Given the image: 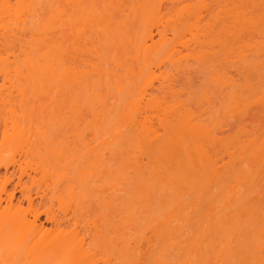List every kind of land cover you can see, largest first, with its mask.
I'll return each instance as SVG.
<instances>
[{"label": "rangeland", "instance_id": "obj_1", "mask_svg": "<svg viewBox=\"0 0 264 264\" xmlns=\"http://www.w3.org/2000/svg\"><path fill=\"white\" fill-rule=\"evenodd\" d=\"M49 1H50V4L52 6H56V4H57L55 2L56 0H52V1L48 0V1H46L48 4H45L46 2L43 3V4L47 5V8L52 7L51 5H49ZM79 1H81V2H79L80 6L79 5L76 6L77 4L74 5L73 0H60V2L64 3V5H65V10L68 13V18H69L68 20H70V23H72V25H76L77 17H79V15H81L82 11L85 12V8L88 9L89 7H92V6H96L98 8L95 15H99L97 17H99V19L101 21H99V19L96 20L95 16H94L95 18H93L89 9L88 10H89V13L91 16L89 17V15H88V17L90 19L85 20L86 21L85 22L86 23L85 28L87 29L86 30L87 39H91V41L93 43H95V45L92 43L93 44L92 48L94 47V49L97 51L98 55L95 54V50H92L94 52L93 54L90 53V50L87 51L88 48L92 49L90 46V45H92L91 43L88 45L90 47L86 46L84 48L82 45V42L80 43V41H79V43L82 45L83 50L81 48H79L80 44L78 43L79 45H77V42L79 39L78 38L76 39V37H74V35H75L74 32L72 30H69L70 28L67 30L62 29L60 26H58L59 24L57 23L58 25H55V28L52 27L53 28L52 33L54 34V36H56V38H58V39H56V40H58L57 43L62 44L63 47H65L66 50H63L64 48L62 49L64 52H66V51L70 52L71 49H72L71 51H73V52L76 51V54L74 53V55H75L74 57H76V58L73 59V57H71L73 55V53H70V58L67 56L68 59H66V62L68 61V64L69 63L71 64V62H74L73 64L74 65L76 64L77 66L80 64L82 65L84 60L86 61V58L89 59L90 61L92 59V61H91L92 63L101 62L100 65H104V66H106V65H108V66L113 65L114 66V63L117 62V61L115 62V60H117V59H118V61L123 60V62L129 63V64H133V62H134V66L136 65L134 67V68H136V71H133V72H136V74H138L137 78L135 76L133 77V75H134L133 73L127 74L126 70L124 73L123 70L125 68L124 69L117 68L118 70L116 69L115 72H120V73L122 72L121 76H123V77H124V75H122L123 73L125 75H127V77L125 76L126 80L125 79L121 80L123 77H121L119 75L120 76V83L123 86L124 85L127 87L130 86L129 89L132 88V90L133 89L139 90V88L143 84V83H141V80L138 78V77H141V76H139L140 71H141L139 69V67L141 68V67H143V65L140 64V61H135V59H134L135 55H133V48L135 47V45H134V47H133V45L130 46L128 42L127 43L123 42L125 38L124 39L122 37L118 38V36L121 35L120 33H122V32L119 33L118 26L120 25L119 27H122L121 26L122 22H121V24L117 25V28H116L115 22L123 20V23H124V25L122 27L123 32L127 31L129 33L128 30H130L129 34L132 35L131 37L133 39V37L134 38L136 36L138 37L137 34H141V33L144 34L145 33L144 30L147 29L148 25L153 26L151 24L156 23L154 21V18L152 17L153 20L151 19V21H150L151 17L148 18L149 19L148 21H150V23H146L147 18L144 17L146 14L142 9V11L138 12V15H140V17L143 19H140L138 16L139 19L138 20L135 19L136 21H138V22H136L133 19V17L135 18V16H133V15L137 14V13L133 12V9L135 7L134 6L135 5L134 0H116V1L113 0L114 3L110 0L113 3V6H112V3L108 0L110 2V6H109L110 9L109 10L108 9L106 10V6H103L104 4H103L102 0H98V1L95 0V2L93 1L94 2L93 4H92L91 0H79ZM149 1H152V0H149ZM177 1H178L177 3H180L179 1H181L180 4H176V5H178L177 7L175 6L174 8H172L173 7L172 4L169 3L168 9L165 10L167 18L164 20L167 21L168 19H171V21H169L170 25L164 21V24L166 26L165 25L159 26V29H161V27L164 26V27H162V28H164L163 30L167 29L165 27H168L167 30L169 32L168 31L167 32H168V36H169L170 41H172L173 38L175 39L178 35V34H176V35L173 34L174 30H175L174 25L176 23L174 20L180 19V18L186 19V17L188 16V13L187 14L185 13L183 15V17L182 16L178 17L176 12L180 11L179 8H181L185 4H189L191 6V7L189 6L190 9L195 8L197 10V8H198L197 5L200 3V0L199 1L198 0H184V1L183 0H177ZM222 1L219 4V3H217L218 2L217 0H205V1L201 0L202 3L203 2L207 3V4L204 3L202 6V7H204V5H205V7H206V5H207L206 8L200 7V9H202V11H203V15L204 16L206 15L205 16L206 18H204L206 20L202 23L204 26L202 25L203 26L202 31H200V33L202 32L201 36L198 37L201 39V42H200V39H198V41H197L195 36L190 34V29H189V35H187L188 38L186 37V39H189V45L190 44L191 45H190L189 50L184 49V51H185L184 54H186V55H188L189 53L193 54L194 51L195 52L198 51L199 53L201 51V53H202V51H203V54L207 57L205 58V56H204V58L201 59V61H199V63L191 60V64L195 65L194 67L197 70L196 71L194 68L195 73L197 75L194 79L195 85L193 86V88H191L192 91L189 90L191 94H186V96L182 97V99L184 98L185 100H188L187 102H189V105L190 104L192 105L193 110L196 109L198 111V113H200V114H201V112L203 113V111L206 110L207 113L204 114L205 118L209 117V118H211L212 121H215L213 119H217L218 121H220L222 119L223 122L229 124L225 128V130L226 129L227 130L229 129V130L228 131L226 130L224 132V134L223 135L221 134V136H220L221 138L226 137L225 140H226L227 144H229V146L225 147V145H227V144H225L226 142L224 139H221L223 141L222 143H224V142L225 143L221 144V141L220 142L217 141L213 145L210 144L211 146L208 145L209 152H210V154L213 153V155H212L213 157L216 156V158H217V156H220L218 158H223V164H227L229 166V168L231 167L230 168L231 170H233L235 168L234 166L236 163L238 164V161L243 162L242 164H243L244 172H245L243 174L244 175L243 178L245 179L244 180L245 186L244 185H238L237 186L238 188L236 190H237V192L238 191L244 192V190L246 189V187L248 185V184L246 185V182L250 183L251 185H254L256 190L253 193L251 192V194H249V195L245 194L246 195L245 197H243V196L238 197V199L236 198L237 196L235 198H233V197H231L233 195H231L230 193L229 194L226 193L229 195V196H227V198H228L227 200H229V198L232 200L231 203L228 205L225 204L221 200V198L217 197L216 198L217 204L221 205L222 208L218 209V207H217L216 212H218V214L213 221L203 222L202 219H203V214L205 213L204 209L206 208V206H205L206 199L210 198L212 196L216 197L217 194L218 195L221 194V192L223 190H224L223 192H225V191L228 192L227 186H229V185L231 186L230 183H232L231 179H230L232 174H229V173H234V172H231V170H230V172L228 173L229 175L228 174H225V175L223 174L224 176L222 175L223 176L222 180H224L223 181L224 183L222 186H219L218 185L219 183L217 184V182L212 181V183H209V185H207L206 188H201L198 185L201 188L200 189L197 187V184H196L197 183L196 180L199 179V178H196V175L198 177L200 172L198 174L197 171H195L189 167L187 160H186L187 159L186 155L183 156V154L185 153L183 150H182L183 154H182L181 150L180 151H174V152L169 150V151H166L167 153L164 152L163 154L154 153L155 151L153 149L149 148L150 146L148 144L147 145L149 147L147 145H145L146 143L142 142L139 139V137L137 136L138 134L135 131L134 127L132 126L133 127L132 128L130 125L122 126L123 135L121 137L118 136V138L116 137L115 140H114L115 137L114 138L112 137L113 139L110 137L111 139L109 138V143L104 144V145H100L102 143V141H101L102 139H100V135L98 134V132L100 133V131H98V130H99L100 126L104 127V125H105L106 126L105 130L107 129L106 132L109 133V131L111 130L110 128H113V125L118 120L117 107L119 108L120 106H122V103H121L122 100L121 101L119 100L120 93H119L118 89L115 90L116 84H114L115 82H114L113 78L107 76L108 77V79H107L106 76L103 77L97 73H95L93 75V73H92L90 75L91 77L89 76L90 80L87 78L89 80L87 83L91 85V84H93L92 82H95V84H96V82L98 81L97 85H99V87L96 86L97 89L99 88V90H97L98 94L100 92L102 97L105 96L107 98V99L106 98L105 99L108 100L109 103H111V104L108 103L109 106L111 105V109L110 110L108 109L109 110L108 115L102 114L100 116H95L91 109L93 107H95V104H97V106H98L97 102H99V101H97L95 103V101L97 100L96 99L95 101H93L95 104L92 105V103H90L91 98L88 96L89 91H91V88H90L91 86L89 87L90 90H88V93L84 89L85 93H87V94L84 95V94H82L84 91L81 92V94L83 95V98L80 97L79 100L82 99V101H83V106H82V104H80L81 109L84 107L82 109L83 110L82 111V117L85 116V118L87 120L85 118L81 117L83 120L84 119L86 120V121H84L85 122L84 125L82 122V124L80 126L82 129V132H84L85 134H82V133L81 134H82V136L83 135L86 136V134H87V136H86L87 138L85 140V143L88 142L87 145L88 144L90 145V147L88 146L89 148H92L93 146L98 147V145H99L100 146L99 149L100 148L103 149V147H104V149L105 148L108 149V150L105 149V152H104V154L106 153L105 156L102 153L104 156V157L103 156L102 157L105 158V160H107L106 162H108V164L107 163H106L107 165L105 164L104 159H103L104 162L101 163L103 166L109 165L107 167V171H104V172H103V170L101 171V169H102L101 164H99L101 166H98L99 168H101L100 171H99L98 167L97 168H91L89 166L90 163L95 162V158H94L92 153L91 154L93 157L91 156V154L89 155L87 153L88 149L84 146V140L81 141L80 137H78L79 136L78 134L80 133L81 130L77 129V125H75L72 128V126L74 125L73 123H75V122H73V120L70 121L69 119L72 117H74V118L77 117L79 115V113H78V110L76 109V105L75 106L73 105V103L75 104V102H74L75 100L73 99L74 96L71 97L72 94H75L73 92L74 90H72V89H74V86L70 90L69 88H67V86L68 87L70 85L72 86V83L71 84L69 83V84H66L67 86H61L60 85V88L63 89L61 91H63L64 93L61 96L59 95L57 102H56V106H58V104H59L58 100L61 99V101H59V102H62L61 103L62 107L60 106L61 104L58 106V108L55 107L54 105H51L50 108L48 109L51 112L52 107H55V111H57V113L54 112L55 117L56 116L58 117L60 115L59 116V118H60L62 116V118L65 121V125H58L57 124L58 120H56L57 117L52 118L51 115H49V111H47V110L38 111L40 102H37V101L35 103L33 102V104H30L28 107L34 105V107H32V108L37 110L38 113L35 116L36 121H39L38 120L39 115H40L39 117L42 116L41 120H43V118H45V120H43V122L47 126L46 129H48L49 135L51 136V138H53V146L52 147L53 148H59L60 150L65 149V151H66L65 156H67V157L71 156V157H74L76 159V162H77L76 164H73L70 160L68 161L69 164L67 162H65V163L63 162V164H62V162H61L62 160H60L61 164L59 165L58 163H60V162H58L57 159L54 158V156L50 155V157H49V161L53 163V164L51 163L50 166L56 165L57 166V167L55 166L56 168L52 166L54 168V170H58V168H59V170L61 172L62 171L66 172V173L68 172L69 176L72 178V184L68 183V181H67L65 184V186L67 188L64 189L63 192L58 193V194L54 193L55 192L54 190H52L53 192L49 191V194L46 192L48 194V196L45 197L46 199L42 200V198H40L39 195L44 193L43 190H46V188H47L46 185L49 184V182L50 183L52 182L51 179L55 180V178H50L49 179L50 181L48 180V182L46 183V180L44 179V175H43L42 171L36 172V170H35L37 163H40V164H44V163H43V161H39L37 159L36 160L34 159L32 161V164H31L32 167H27V172L30 173L31 174L30 176L34 177L35 179L30 178L28 176H25L24 180H23L25 183V185H24L25 187H23V188H26V191H29L28 193H30L35 198V202L33 203V205H30L28 200L26 199V195H28V193L25 191V189L22 188L21 185L18 184L19 173L15 174L16 176H14L13 181L10 182L8 184V186L6 187L8 189V192L13 191L16 194L17 199H20L22 201V203H21L22 204V214L26 215V218L29 219L30 221H32L34 219V215L38 212L39 213V219L36 221L37 222L36 224H38V225H40V223L45 224L47 230L54 228L52 226V224L46 220V218H47L46 214L47 213H45V211L48 209L50 210V208H51V209H53L52 212L55 213L57 215V217L60 218V220L62 219V221L67 222V218L68 219L74 218V220L72 219V221H71L73 224L71 223L72 225L70 224L69 225L70 227L67 226L66 224H64L63 229L68 228L67 230L71 231L75 227L74 223H76V221H77V223L81 224L80 227H81V229L83 228V230H82L83 232L85 230L89 231V232L91 231L90 235H89V233H87V235L84 233L83 234L85 237L88 238L87 242L89 244L91 243L94 246H96V249L92 250V253H94V255L92 254V258L87 259V257L86 258L80 257L81 258L80 259L78 257V256H80V254H78V252H77L76 254H78V256L75 254L76 256L74 255V257H73V258H75V257L79 258V259L76 258L77 259L76 262H74L75 259L73 261V258L71 259L70 257H67V256L65 259H64V257L62 258V257L55 256L56 258L54 257L55 258L53 260L54 262L61 259L59 264H90L91 261H94V260L97 262V264H138L137 263L138 261L140 262V264H159V263H157L156 258H158V255L161 254V255H165V258H164V256H161V255H159V256L164 258L165 261L169 259V261H170L169 263H173V264L174 263L180 264V262H182L183 260H186V259L189 260V262H188L189 264H199L198 262H200V260L201 261L203 260V262L207 263L208 259H205L207 256L209 257V262H210V260L212 262V263H207V264H214L216 258H218L217 257V255H219L218 252H219V250H221L220 248H226V249H224L225 250L224 258L226 257V259H227L225 264H264V247H262L263 250H262V248H260V249L257 248V242L259 240L257 241V234L255 233L256 230L260 229L261 225L264 224V168H263L264 165L262 167L260 165V163H258V161L255 159H251V158L247 159L244 152H242V154L240 155L241 149H240V151H238V148H241L240 146L243 145V143H246V144H247V142L250 143L251 140L253 141V139H255L257 137H259V139L264 138V80L262 81L263 78H260L257 73L255 74V72H254V74H249V73L244 72V69L242 70V68H240L242 65L240 62L233 63V61H235V59H234L235 55L233 57H229L230 51L228 52V50L230 47H232V44H234L235 42L234 43L232 41L230 42L229 38L232 39V37H229L230 33H226L225 31H223V28H222V25H223V27L225 25H231L229 22L230 21L229 18L233 19L231 14H233V15L237 14L236 13L237 10L234 13L235 8H237V7H239L243 11L246 10L247 13H248V11L252 12L254 10L252 13H253L255 19H261V17L263 16L262 13L264 14V11L259 9L260 11L258 12V8H257V10L254 7L251 8V6H250L251 4H249L247 2L248 3V5H247L245 3V0L243 1V4L245 3L246 5H243L241 0H239L238 2H236L237 0H233L235 3L241 5V6H239L236 4L235 8H234V5L232 4L233 2L231 3L230 0L229 1L226 0V2H224V0H222ZM239 2H241V4ZM225 3H226V5L228 4L227 7H226V5H224ZM106 4L108 5V2H106ZM118 5H119V9H118ZM242 5H243V8H245V9L242 8ZM114 6L116 7V10H115V8H112ZM247 6H248V8H247ZM44 7L45 6H43V9H44ZM47 8H46V11L49 9V8L48 9ZM43 9H42V11H43ZM149 9H150V7H149ZM240 9H239V11L241 13L242 11ZM52 10H53L52 8L49 10V12H48L49 16H45L46 18L48 17L47 18L48 21H51L50 15L52 13ZM121 10H123V11H121ZM147 10L148 9H146V11ZM227 10L229 12L228 14H230L229 15L230 17H228ZM79 11H81V12H79ZM192 11H195V10H191V12ZM255 11H256L257 15H255L256 14V13H254ZM84 12H82L83 13L82 16L84 15ZM230 12H232V13H230ZM167 13H169V14H167ZM244 13H245V11H244ZM41 14H43V15H41V17H42V16L46 15L47 12H41ZM110 14H112V15H110ZM147 15H148V13H147ZM127 16L130 18L127 19L126 18ZM136 17H137V15H136ZM79 18H78V21H79ZM131 19H133L134 22L139 23V24L136 25V23H134L133 20H131ZM189 19H190L189 24H190V21H192V22L195 21V18H193V16H192V18H189ZM141 20H142V22L140 23L139 21H141ZM143 20L146 24H148L146 26V29H144L145 26H144ZM48 21H46V22H48ZM172 21L175 23L172 24ZM53 22L56 24V21L52 20V23ZM179 23L180 22H178L176 24L178 26L179 25L183 26V23H180V24ZM99 24H101L104 28L102 26H100ZM184 24H186L185 20H184ZM156 25H155V27L153 26L152 29H154L156 38L158 39L159 38L158 29H157L158 26H156ZM37 26H41L40 23L37 24ZM105 26H109L108 29H110V30L112 29L113 31H115L116 29L118 30V32L117 31H115V32H116V34L119 33V35L116 36L114 34L117 39L113 38L115 36L112 37L114 39V41L117 40L116 41L117 44L113 43V45L111 44L112 45L111 46L109 44V42L107 41V38H106V37H108L107 35L112 34V33H110V31L107 30L108 34H107V32L105 34H102L100 32V31L106 29ZM182 26H181V29H184L185 25L183 28H182ZM203 28L205 29V32L207 30L206 33L203 32V30H204ZM227 29H229V28L227 27ZM171 30L173 31V33ZM178 30H179V28H178ZM120 31H121V29H120ZM195 31H196V29H195ZM221 31H222V33H221ZM224 32L228 36L224 35L225 34ZM123 35H124V33H123ZM172 35H175V36H172ZM124 36H126V35H124ZM243 36L244 37L242 39H244V38H245L244 40L248 39L246 42H248V43L250 42V46H251V44L253 46V44L255 43L254 45H256V46L251 47V49L249 48V50H251L250 52L248 50L249 56L250 57L252 56L251 58H254L255 55H252V54L255 51L257 52V48H260L259 47L260 44L263 46L264 39L260 36V34L255 33V32H250V34L247 33ZM50 37H51L50 35L47 36V38H50ZM138 38L136 39L137 41H138ZM177 39H178V37L176 38V40ZM126 41H127V39H126ZM74 42L76 43L77 46H74V45L72 46V44H74ZM173 42H175V41H173ZM229 42L232 44L230 45ZM262 42H263V44H262ZM257 43H259V44H257ZM43 45H45V43L41 44V46H43ZM234 45H237V44L235 43ZM252 48H256V50L253 49L254 50L253 51ZM78 49H81L82 51H84V49H85L87 51V53L85 52L87 55L84 53L80 56V57L83 56L82 57L83 60H81L79 57V55L82 52H80ZM205 50L207 52H205ZM78 51L80 52V54L77 53ZM204 52L207 53V55ZM246 52H247V49H246ZM135 53L136 52H134V54ZM88 54H90V55L88 56ZM78 58L80 59V61H82V63L80 62V64H79ZM114 58H116V59H114ZM255 58H256V56H255ZM69 60H72V61L69 62ZM89 60H87V61H89ZM153 61L158 62V59L154 58L152 60V62ZM137 63L139 65L138 68H137ZM221 63L224 64V68L225 69L227 68V70L229 72H231L232 75L234 74L233 75V76H235L234 78L237 80V82H239V84H240V88L238 87L240 89L239 90L240 91L239 100H241L242 104H244L245 109H246V106L248 107V105H249L247 113L245 111H243L244 113H242L240 115V113H236V110H235V112H233V111L231 112V109H229V104H230V101H232V99L231 100L229 99L230 98L229 94L228 95L226 93L220 94L219 92H216V90L214 89L216 87L214 85V83H216V84H218V83L215 81L213 83L212 80H213V77L216 78L218 75L215 74V71H214L215 68H213V67H215V65L217 67V64H218V68H216V69H220V68L222 69L223 64H221ZM220 64L222 67L220 66ZM167 65H168V62H167ZM169 65H170V63H169ZM126 66H128V65L126 64ZM130 66H132V65H130ZM89 68L90 67H88V69ZM78 69H83V68H82V66H79ZM238 69L240 70V72L238 71ZM235 71H236V73H235ZM119 76H118V78H119ZM127 78H128V80H127ZM137 79H139L140 81H138ZM141 79H142V77H141ZM107 80H109V81H107ZM143 81H144V79H143ZM154 81H155V84L159 83L157 79ZM132 83L135 85L134 87H131L133 85ZM108 84L109 85L113 84L115 87L111 88V86H109ZM156 85H158V84H156ZM77 86L78 85L75 86V91H78L76 94L80 96V92H79L80 88L83 90L84 86L83 87L80 86V88H79V86L78 87ZM206 87L207 88L212 87V89L215 90L214 93H218V94H215V95H214V93L212 94L211 93L212 89H210V92H209V89L207 91H205V89H207ZM76 88H79V89L76 90ZM56 89H57V86H56ZM56 89L54 88V90H56ZM202 90H204V92L209 93V94H207V96H204V99L206 98V100L202 99L203 98L202 97V93H203ZM92 91L95 92L94 90H92ZM54 92L56 93V91H54ZM116 92L119 93V96H117L118 94ZM133 92H135V91H133ZM50 93H49V95H52L53 92L51 94ZM55 93H54V95H55ZM187 93H188V90H187ZM47 94H45V97H44L45 101L42 102L45 105H48L50 103L49 97H51V96L48 97ZM61 94H62V92H61ZM95 94H97V93H95ZM95 94H94V96H95ZM91 95H93V93H90V96ZM187 95H189V96H187ZM94 96L92 98H96ZM207 97H210L212 104L207 102ZM99 98H101V97H99ZM231 98H232V96H231ZM169 99H171V98H169ZM209 104L212 105V107L209 106ZM230 108H231V105H230ZM243 108H241L240 110L242 111ZM28 109L30 110L31 108H28ZM196 110H194V111H196ZM240 110H238V112ZM98 111H100V110H98ZM111 111L114 113H112ZM109 112H111V113H109ZM50 114H52V113H50ZM102 118L104 121L102 120ZM208 120L211 121L210 119H208ZM217 120L215 121L216 123H217ZM61 121H63V120H61ZM66 121H67L68 125L66 124ZM90 121L92 122L91 123L92 125L90 124ZM71 122L73 125L71 124ZM102 122L103 123L106 122V123L102 125ZM157 122H159V121H157V119L155 118L154 123H157ZM61 124H63V122ZM88 124H90V127L88 126ZM158 124H160V123H158ZM158 124H155V125H158ZM97 125H99L98 128H97ZM1 126H3V124ZM87 126L89 127V129H87ZM157 127H159V129H161V131H159L160 134L165 133L164 128H162L160 125H158ZM74 128H76V130H78V131H76ZM83 128H85V129L83 130ZM2 129H3V127H2ZM135 132H136V134H135ZM108 133L104 134V139H108V137H109ZM256 134H257V136H255ZM105 135L108 137L106 138ZM115 136H117V135L115 134ZM253 136H255V138ZM234 140H236V141L231 142ZM237 140H238V142H237ZM63 142L65 143L64 145H62ZM228 142H230V143H228ZM240 142H242V143H240ZM66 144L69 146H67ZM63 146H65V147H63ZM75 146H76V150L74 149ZM236 147H238L237 150H236ZM226 148H228V149H226ZM109 149H110V151H109ZM74 151H76V152H74ZM82 151L83 152L85 151L84 153L85 154L87 153L88 155L84 154V156L81 157L80 153ZM179 152H181V153H179ZM230 153H232V154H230ZM174 154H177V156L176 155L174 156ZM15 155H16L15 156L16 158H18L20 156L19 153L15 154ZM135 157L136 158L138 157L139 159L141 158L143 160V163L145 164V168L148 167L149 171H146L147 169L144 170V168H143V170H139L140 173L145 172L144 175H140V173L137 171L138 168L134 165L137 162ZM242 158H243V160L241 161ZM51 159H52V161H51ZM71 159H73V158H71ZM86 160H89L91 162L86 161ZM231 163L234 164V166ZM63 165H65V166H63ZM136 168H137V170H136ZM104 169H106V167H104ZM108 169H109V171H108ZM1 170H2V172H4V167H1ZM12 170H14V169H11V171ZM54 170H53V172H54ZM79 170H82L83 172L87 173V175L89 177L86 175V177H87L86 178L85 176L81 175L79 173ZM94 171H95V174L97 172L98 173L102 172V173H99V174L97 173L96 176H95V174H93V176L90 175ZM195 173H196V175H195ZM76 177H78V179H76ZM56 178H57V175H56ZM79 179L82 182H80ZM52 187H54V185ZM50 189H52V188H50ZM201 191H202V193H201ZM205 191H208L207 196H210V197H207L205 195L206 194ZM0 193H1L2 197L6 196L4 194V190L1 186H0ZM38 193H39V195H38ZM52 193L55 195H53ZM59 194L61 196H63V198H62L63 200L60 202H58L57 200H59V199H56L57 197H55ZM73 195H75L74 198L72 197ZM180 203H181V208H184V209H177V206ZM75 204H77V205H75ZM176 204H177V206H176ZM221 206H219V207H221ZM175 208L178 211L182 210L181 220H179V224H181L182 228L180 230L181 232L179 231V234H182L183 236L181 235L178 238V242H180L181 240H183V241L185 240L184 242L182 241V243H181V246H182L183 243L188 242V240H189L192 243L196 242L197 244L200 245V247H196V245L194 247L192 245L194 247L193 248L192 246L189 245V243H188V245L184 244L182 246V248L180 246L179 249H183L184 246H189L188 249H186L187 247L186 248L184 247L185 249H183V250H178V248H177V250L180 251V253H179L176 250V248L173 247V249H175V250H173L172 248H170L168 246L171 243H169V241L165 238V235L163 236L161 234V233H163L161 231H163V228L165 227L164 223H163V222H165L164 221L165 218H163V216H165L166 213H168V211L172 212L173 209L175 211L176 210ZM201 211H203V212H201ZM173 212H172V214L175 217L176 213L175 212L173 213ZM156 217H159V218H156ZM160 218H163V222H162V219L160 220ZM157 219H159V220H157ZM175 222L176 221L173 222L174 225H176L178 223V222L177 223H175ZM65 225L67 227H65ZM96 226H98V229H100V231H103V233L105 234V236H104L105 238L103 236L101 237L99 235V232H98L99 230L97 229ZM84 228H85V230H84ZM50 231H52V230H50ZM86 231H85V233H86ZM228 231H229V233H228ZM226 232L228 234L227 237H226ZM55 234L56 233H54L52 235L55 236ZM224 235L226 238L224 237ZM190 239H192V240H190ZM112 240H115L114 244H113ZM1 241L6 242L3 239V237H2V240L0 239V242ZM147 241H149V242H147ZM170 242H173V241H170ZM175 242H173V243H175ZM1 243H0V254L3 255V256L0 255L3 258L1 260V261H3V263L0 262L1 264H28V263L30 264L29 261L32 262L34 255L38 254V252H39V250L36 249V251H33V256L31 255L32 257H30V255L27 256V254H25L26 249L23 251L24 253L21 252L22 249H20V248H22L23 246L19 247V248H15V249L13 248L12 252H9L12 249V247L9 246L10 250H5V251L9 252V254H7V255H10V256H8L6 258L4 253L2 254V252H4L3 251L4 249L3 250L1 249V246L3 247V245H5L6 243L5 244L2 243V245H1ZM40 243H41V241H40ZM260 243H261V241H259L258 245ZM212 244H213V246L214 245L216 246V247L214 246L215 249L210 246ZM199 245H197V246H199ZM88 247L90 248V246H88ZM166 247H167V249L170 248V251L163 253L162 251H164V248L166 249ZM92 248H95V247H92ZM16 250L18 251L19 254L16 256H13L15 254L13 252H16V254H17ZM37 250H38V252H37ZM184 250H187V251H184ZM213 250H216V251L218 250L217 254ZM6 252H5V254H6ZM10 253H13V254H10ZM11 256H13V257H11ZM57 257L59 259H57ZM199 258H201V259H199ZM45 262L48 263V261H45ZM219 262H218V264L223 263V261L220 263ZM32 263H34V262H32Z\"/></svg>", "mask_w": 264, "mask_h": 264}, {"label": "bare ground", "instance_id": "obj_2", "mask_svg": "<svg viewBox=\"0 0 264 264\" xmlns=\"http://www.w3.org/2000/svg\"><path fill=\"white\" fill-rule=\"evenodd\" d=\"M46 1H48V0H0V186L3 188L4 194L6 195L5 197H2L1 193H0V239L2 240V237H3V239L6 241V242L1 241L4 244L6 243L5 245H3V247L1 246V249L2 250L4 249L3 250L4 252H2V254L4 253L6 258L8 256H10L7 254H9V252H12L13 248L15 249V248H19V247L23 246L22 248H20V249H22L21 252H23L26 249L25 254H27V256L30 255V257L33 256V251H36V249L39 250V252L37 250L38 254L34 255V257L32 259V262H34L35 264H46L47 262H45V261H48L47 264H49V263L50 264H59L61 259L54 262L53 260L56 258L55 256L62 257V258L64 257V259L67 256V257H70L72 259L77 252H78V254H80V256H78V254H76L79 258L80 257H82V258L87 257V259L88 258L90 259V258H92V254L94 255V253H92V250L96 249V246H94L91 243H90L91 244L90 245L87 242L88 238L84 236V234L87 235V233H89V235H90L91 231L90 232L86 231L84 228L86 233H85V231L83 232L82 231L83 228L81 229V227H80L81 224L77 223V221H76V223H74L75 227L71 231H68L67 230L68 228L66 229L65 227L69 226L72 223L71 222L72 219L74 220V218H71V219L67 218V222L62 221V219L60 220V218L57 217V215L52 212L53 209H51V208H50V210L48 209L45 211V213H47L46 214V217H47L46 220L49 221L54 228L47 230L45 224H43V223L42 224L40 223V225L36 224L37 223L36 221L39 219V213L38 212L34 215V219L32 221H30L29 219L26 218V215L22 214V204H21L22 201L20 199H17V196L13 191L8 192V189L6 188L8 186V184L13 181V178H14V176H16L15 174H17V173H19L18 184L21 185L22 188L25 187L24 186L25 183L23 181L25 176H28L30 178H34V177H31L30 176L31 174L27 172V167H32L31 164H32V161L34 159L35 160L37 159L39 161H43L44 164L37 163L35 170H36V172L42 171V173L44 175V179L46 180V183L48 182V180L50 178H55V180L51 179L52 182L51 183L49 182V184L46 185L47 188H46V190H43L44 193L41 194L39 192L41 195H39V193H38V195L40 196V198H42V200L46 199L45 197L48 196L49 191L54 190L55 191L54 193H57V194L63 192V190L67 188L65 186L67 181H68V183L72 184V178L69 176L68 172L67 173L64 171L61 172L59 170V168H58V170H54L53 167H55L56 165L55 166L52 165L53 167L50 166V164L52 162L49 161V157H50V155L54 156V158L57 159L58 162H60V160H62L61 161L62 164H63V162L68 163L69 160L73 164H76L77 163L76 159L74 157H71V156H68V157L65 156V153H66L65 149L60 150L59 148H53L52 147L53 146V138H51V136L49 135L48 129H46L47 126L43 122V120H45V118H43V120H41L42 116L39 117L40 116L39 115L38 116L39 121H36L35 116L38 112H37V110L32 108V107H34V105L28 107L30 104H33V102L35 103L36 101L40 102L38 111L47 110V111H49V115H51L52 118H56L57 116L55 117V114H54V112L57 113V111H55V107L58 108V106L62 103V102H59V101H61V99H60V100H58V103H59L58 106H56V102H57L59 95L61 96L64 93L63 91H61L63 89L60 88V85L61 86H67L66 84L72 83V86L71 85L69 87L67 86V88H69L71 90L74 86V89H72V90H74L73 92L75 94H72L71 97L74 96L73 99L75 100L74 101L75 104L73 103V105L74 106L76 105V109L78 110L79 115L75 118L72 117L69 120L70 121L73 120V122H75V123H73L74 125L71 122V124L73 125L72 128L75 125H77V129L81 130L80 133L78 134L79 135L78 137H80L81 141L84 140V146L88 149L87 153L89 155L92 153L94 158H95V162L90 163L89 166L91 168H97L98 166H101L102 165L101 163H103L105 160V158H103V157L106 154V153L104 154L106 148L104 149V147H103V149L100 148L101 149L100 150L99 145H98V147L93 146L92 148H89L90 145L89 144L87 145L88 142L85 143V140L87 138L86 137L87 134H86V136H84V135L82 136V134H85V133L82 132V129L80 126H81L82 122L84 125V123H85L84 121H86L87 119L85 118V116L82 117V111H83L82 109L84 107L81 109L80 104H82V106H83V101H82V99L81 100H79V99H80V97L83 98L82 94L86 95L88 93V90H90V88H91V91H89V93H88V96L92 99V100L90 99V103H92V105H94L97 101H99V102H97L98 106H97V104H95V107L96 106L97 107L96 108L93 107L94 109L93 108L91 109L93 111V114L95 116H100L102 114L108 115V111L111 109V105L109 106V104H111V103H109L108 100H106L107 98L105 96H103L104 97L103 98L100 92L98 94L97 90H99V88L97 89V87H96V86L99 87V85H97L98 81L96 82V84H95V82H92L93 84H91V85L88 84L87 82L90 80L89 76L92 73H93V75L95 73H97L103 77L106 76L107 79H108V77H111L114 79V82H115L114 84H116L115 85L116 87L113 84H111V85L108 84V85L111 86V88L115 87V90L118 89V91L120 93V97H121V98L119 97V100L120 101L122 100V102H121L122 106H120L119 108L117 107L118 120L113 125V128H110L111 130L109 129L111 131V132L109 131L110 134L108 132H106L107 129L105 130V128H106L105 125H104V127L100 126V128L98 130V131H100V133L97 131L98 134L100 135V139H102L101 140L102 143L100 145H104V144L109 143L110 137L111 138L115 137L114 140L116 139V137L118 138V136L121 137L123 135L122 126H125V125H130L131 127L133 126L135 131L138 134L137 136L139 137V139L142 142L146 143L145 145L148 144L150 147L148 145L147 146L149 148L153 149L155 151L154 153L163 154L164 152L169 151V150L173 151V152L183 150L185 153L183 154V151H182V154H183V156L186 155V158H187L186 160H187L189 167L191 169L197 171L198 174L200 172L198 177L195 173L196 178H199L196 180V182H197L196 184H197L198 188H200V187L206 188L207 185H209V183H212V181H215V182H217V184L219 183L218 184L219 186H222L224 183L223 182L224 180H222V177L225 174H228L231 170L230 169L231 167L229 168V166L227 164H223V158H218L220 156H217V158H216V156L213 157L212 156L213 153L210 154L209 148H208V145H210V144L213 145L217 141L218 142L221 141V144H224L226 142V140H225L226 137L221 138L220 136H221V134L222 135L224 134V132L227 130V129L225 130V128L229 124L223 122L222 119L220 121H218L217 119H213L215 121L217 120V123H216L215 121H212L211 118H209V117L205 118L204 114L207 113L206 110L203 111V113L201 112V114H202L201 115L200 113H198V111L196 109H194L196 111L193 110L192 105L190 104L191 105L190 106L189 102H187L188 100H185L184 98L182 99V97L186 96V94H191L190 93V91H192L191 88H193V86L195 85L194 79L197 76L195 73L196 68L194 67L195 65L191 64V60L199 63V61H201V59H203L205 56L203 54V51H202V53H201V51H200V53L198 51L197 52L194 51L195 54L189 53L188 55H186V54H184L185 53L184 49L189 50L190 45H191V44L189 45V39H186V37L188 38L187 35H189V29H190V34L194 35L197 41H198V39H200L198 37L201 36L202 32L200 33V31H202V27L204 26L202 23L206 20V19H204V18H206L205 17L206 15L205 16L203 15V11H202V9H200V7H202L203 4L206 2L202 3L200 0V3L198 2L199 4L197 5V7H198L197 10L195 8L190 9L191 6L189 4H185L181 8H179L180 11L176 12L178 17L179 16L183 17V15L185 13L186 14L188 13V16L186 17V19L180 18V19L174 20L176 23H178V22L183 23V26L182 25L181 26L183 28L185 25L184 29H181L180 25H179L180 26L179 27L175 22L172 21V24L175 23V25H174L175 30H174V33L172 30L171 31L175 35L178 34L177 40H176L177 37L175 39L173 38L174 40L171 38L172 41L169 40V36H168L169 31L167 30L168 27H165V28H167L165 30H163L164 28H162L164 26H162L161 29H159V26L165 25L164 21L167 22L168 24H169V21H171V19H168L167 21L164 20L167 18L165 10L168 9L169 3L172 4V6H173L172 8H174L175 6L177 7L178 5H176V4L181 3V1H179L180 3H177L178 2L177 0H152V1L134 0L135 1V5H134L135 7L133 6L134 7L133 12H135L137 14L133 15V16H135V18L133 17V19L134 20L135 19L138 20L139 18L143 19L140 17V15H138V12L142 11V9H143V11L145 12L146 15L148 13L147 16L146 15L144 16L147 18V19L145 18L146 23H150L151 19L153 20V18H154V21L156 23H152L151 25H153L155 27V25L157 24L156 26H158V28L157 27L156 28L158 29V36H159L158 39L156 38L154 29H152L153 26L146 24L144 22L145 19L143 20L144 26H145L144 29H146L147 25L148 26H147V29L144 30L145 31L144 34L143 33L137 34L139 38L136 36L135 38L133 37V39H132V37H131L132 35L129 34L130 30H128L129 33L127 31L123 32V29H122V27L124 25L123 20L115 22L116 28H117V25L121 24V22H122V25H121L122 27H119L120 25L118 26L119 33L122 32V33H120L122 36L119 35V33L116 34L115 31L118 32L117 29L115 31H113L112 29L111 30L108 29L109 26H105L106 29L100 31L102 34H105L106 32L108 34V31H110V33H112L110 35L106 34L108 36V37H106L107 41L109 42L110 45L111 44L113 45V43H116L117 40L114 41V39L118 35H119L118 38H120V37H122L123 39L125 38L123 42H126V43L128 42L129 45L130 46L133 45V47L135 45L134 48L132 47L133 48V55H135L134 56L135 61H140V64L143 65V67L140 68L138 63H137V68L139 67V69L141 70L139 76H141L142 79H141V77H138V78L141 80V83H143V84L139 88V90H135V89L132 90V88L129 89L130 86L129 87H127L125 85L123 86L120 83V76H121L122 72L121 73L115 72V70L117 68H121V69L125 68L123 70L124 73L126 70L127 74L133 73L134 74L133 77L135 76L137 78L138 74H136V72H133V71H136V68H134L136 66V65L134 66V62H133V64H129V63L123 62V60L118 61V59H117V60H115V62L116 61L117 62L114 63V66L113 65L112 66H110V65L104 66V65H100L101 62L92 63L91 62L92 59L90 61L89 59L86 58V61L84 60L83 63H82V61H80V59L83 60V58H82L83 56L82 57H80V56L82 54H84L85 52L87 53L88 50H90V53H92V54L94 53L92 50H95V49H94V47L92 48V46H93V44L95 45V43H93L91 41V39H87V36H86V34H87L86 30L87 29L85 28L86 27V23H85L86 21L85 20L90 19L89 17L91 15L93 18L96 17L95 18L96 20L99 19V17H97L99 15H95L98 8L96 6H92L93 8L89 7L88 9L90 10V13H91V15H90L89 10L84 7L85 12L82 11V12H84V15L82 16L83 13L81 11H79V12H81V15L78 14L80 18L77 17L76 25H72V23H70V20H68L69 19L68 13L65 10L64 3L60 2V0H58V1L56 0L55 1L57 3L56 6H52L50 4V1H49V5H51L52 7H48L49 8L48 9L47 5H45V4H48ZM91 1H92V4L95 2V0H91ZM109 1L108 0H102V2L104 4L103 6H106V10L110 9L109 6H110L111 1L114 3L113 0H111L110 2ZM217 1H218L217 3L220 4L222 0H217ZM238 1L239 0H237L236 2H238ZM241 1L243 4L244 0H241ZM79 2H81V1L73 0L74 5L77 4L76 6H78V5L80 6ZM106 2H108V5L106 4ZM224 2H226V0H224ZM230 2L231 3L233 2L232 4L234 5V8H235V5L237 3H235L233 0L232 1L230 0ZM247 2L249 4H251L250 5L251 8L254 7L256 10L258 8V12L260 10L264 11V0H245V3L248 5ZM43 3H45V4H43ZM113 3H112V6H113ZM239 3L241 4V2H239ZM245 3L243 5H246ZM224 5H226V3ZM237 5H239V4H237ZM243 5H242V8H243ZM43 6H45L48 10L46 11L45 7H44L45 10H44ZM148 6L150 7V9ZM227 6H228V4L226 5V7ZM239 6H241V5H239ZM204 7H205V5H204ZM204 7H202V8H204ZM206 7H207V5H206ZM51 8L53 9L52 13L50 15L51 21H48L47 20L48 17L46 18L45 16H49L48 12ZM112 8H115V10H116L115 6ZM247 8H248V6H247ZM42 9H43V11H42ZM118 9H119V5H118ZM146 9H148V10L146 11ZM239 9H240L239 7L235 8L234 13L237 10L236 15L231 14L233 19L229 18L230 21L228 20L231 25H225L224 27L222 25L223 31H225L226 33H230L229 37H232V39L234 40L233 41L231 38H229L230 42L232 41L233 43L235 42L237 44V45H234L235 43L232 44L229 42L230 45L232 44V47H230V48L228 47L229 48L228 52L230 51L229 57H233L235 55V57H234L235 61H233V63L240 62L242 64V65L240 64L241 65L240 68H242V70L244 69V72L249 73V74H254V72H255V74L257 73L260 78H263L262 79V81H263L264 80V60H263L264 59V44H263L264 41L262 42L263 46L261 44H260V46L258 45L260 48H257V52L256 51L254 52L255 54L254 53L252 54V55L256 56V58L254 56V58H255L254 59V58H251L252 56L250 57L248 53L251 51V50H249V48L251 49V47L256 46V45H254L255 43L253 44V46H252V44L250 46V42L249 43L246 42L248 39L244 40L245 38L244 39H242V38L244 37L243 35H245L247 33L250 34V32H255V33L260 34V36L264 39V17H263L264 14L262 13L263 18L261 17V19H255L254 15L252 13L254 10L253 11L251 10L252 12L248 11V13L246 12V10H244L245 11V13H244V11L242 9H240L243 12V13L241 12L242 13L241 14ZM243 9H245V8H243ZM191 10H195V11L191 12ZM228 10H227V14L229 13ZM121 11H123V10H121ZM41 12H47V14L41 17V15H43V14H41ZM232 12H230V13H232ZM254 13H256V11ZM167 14H169V13H167ZM88 15H89V17H88ZM110 15H112V14H110ZM136 15H137V17H136ZM229 15L230 14H228V17H230ZM255 15H257V13ZM138 16H139V18H138ZM192 16H193V18H195V21L194 22L190 21V24H189V20H190L189 18H192ZM78 18H79V21H78ZM126 18L129 19L130 17L127 16ZM148 18H150V21H148L149 20ZM133 19H131V20H133ZM52 20L56 21V24L54 22L52 23ZM134 20H133V22H134ZM184 20L186 21V24H184ZM46 21H48V22H46ZM99 21H101V20L99 19ZM136 22H138V21H136ZM136 22H134V23H136ZM139 22L141 23L142 20ZM39 23L41 26H37V24H39ZM138 24L139 23H136V25H138ZM55 25L60 26L64 30H67L70 28L69 30H72L74 32V34L76 35L75 36L73 34L74 37H76V39L77 38L79 39L77 42V45H79L82 42V45L85 48L90 43L91 44L93 43L92 45H90L92 49L86 48L87 51L85 49H84V51H82L83 50L82 45L81 44H80L81 46L79 45V48H81L82 50L81 49H78V50L82 53L80 54L79 51L77 52L80 54L79 55L80 59L78 58L79 59L78 62H79V64L81 62L82 65L81 64L78 66L76 64L74 65L73 64L74 62H71L72 60H69V62H71V64L70 63L68 64V61L66 62V59H68V57L70 58V53H73V55L71 54L72 55L71 57H73V59L76 58V57H74L75 56L74 53L76 54V51H74V52L71 51L72 50L71 48H70L71 49L70 52H68V51L64 52L63 51V50H66L65 47H63L62 44L57 43L58 40H56V39H58V38H56V36H54V34L52 33L53 32L52 29L55 28ZM99 25L102 26L101 24H99ZM227 27L229 29H227ZM178 28H179V30H178ZM120 29H121V31H120ZM195 29H196V31H195ZM203 32L206 33L207 30L205 32V29H204ZM123 33L126 36H124ZM221 33H222V31H221ZM226 33L224 35H227ZM49 35L51 37L47 38V36H49ZM175 35H172V36H175ZM113 36H115V37H113ZM137 38H138V41L136 40ZM126 39H127V41H126ZM79 41H80V43H79ZM173 41H175V42H173ZM200 42H201V39H200ZM44 43H45V45L41 46V44H44ZM257 44H259V43H257ZM73 45L77 46L75 42H74V44H72V46ZM90 46H88V47H90ZM246 49H247V52H246ZM253 49L256 50V48H252V50ZM248 50H249V52H248ZM134 52H136V53L134 54ZM205 52H207V51L205 50ZM95 54L98 55L96 50H95ZM205 54L207 55V53H205ZM89 55L90 54H88V56ZM206 57L207 56H205V58ZM154 58H157L158 62L153 61L154 62L153 63L152 60ZM114 59H116V58H114ZM87 60H89V61H87ZM167 62H168V65L170 63L169 66L167 65ZM123 63L124 64L126 63L128 66H126V64L124 65ZM221 64H223V63H221ZM221 64H220V66H221ZM130 65H132V66H130ZM79 66H82L83 69H78ZM88 67H90V68L88 69ZM194 68H195V70H194ZM213 68H215V70H214L215 74L218 75L216 78L213 77V80H212L213 83H214V81L218 83V84L214 83V85L216 86L214 89L216 90V92H219L220 94H224V93H226L227 95L229 94V97H230L229 99L230 100L232 99V101H230V104H229V109H231V112L232 111L235 112V110H236V113H240V115L242 113H244L243 111H245L247 113L249 105H248V107L246 106V109H245L244 104H242L241 100H239L240 84L234 78L235 77V76H233L234 74L232 75L231 72H229L227 70V68L225 69L224 64H223V68L222 69L220 68L221 70L216 69V68H218V64H217V67L215 65V67H213ZM239 69H238V71L240 72L241 69L240 70ZM236 71H235V73H236ZM124 73L122 74V75H124V77L121 76V77H123L121 80H123L127 77V75H125ZM118 76H119V78H118ZM139 79H137V80L140 81ZM143 79H144V81H143ZM156 79L159 82V83H156L158 85L155 84L154 80H156ZM127 80H128V78H127ZM107 81H109V80H107ZM76 85H78L79 88H80V86L81 87L84 86L83 90L80 88V91H79L80 96L76 94L78 92V91H75ZM56 86H57L58 90L56 89ZM134 86L135 85L133 84L131 87H134ZM54 88L56 90H54ZM79 88H76V90ZM84 89L87 93H85ZM208 89L210 92V89H212V87L205 89V91H207ZM214 89L211 90L212 94L215 92ZM92 90H94L95 92H93ZM187 90H188V93H187ZM54 91H56V93ZM133 91H135V92H133ZM202 91H203V93H202L203 98L202 99H204V96H207V94H209V93L204 92V90H202ZM50 92L51 93L53 92L52 95H49ZM61 92H62V94H61ZM81 92H83V93L81 94ZM54 93H55V95H54ZM90 93H93V95L90 96ZM95 93H97V94H95ZM119 93H117L118 94L117 96H119ZM45 94H47L48 97L51 96V97H49L50 103L48 105H45L42 103L45 101V98H44ZM94 94H95V96H94ZM215 94H218V93H214V95ZM93 96L96 98H92ZM187 96H189V95H187ZM231 96H232V98H231ZM99 97H101L102 99ZM169 98H171V99H169ZM204 100H206V98ZM93 101H95V103ZM207 102L211 103L210 97H207ZM51 105H54L55 107H52L51 112H50V110H48V109L50 108ZM230 105H231V108H230ZM60 106L62 107V104ZM209 106L212 107V105H210V104H209ZM28 108H31V109L29 110ZM241 108H243L242 111L240 110ZM98 110H100V111H98ZM238 110H240L241 112L240 111L238 112ZM111 112H109V113H111ZM50 113H52V114H50ZM112 113H114V112H112ZM59 116L56 119V120H58L57 124L58 125H65L64 119L62 118V116L59 118ZM81 117L85 118L86 120L85 119L83 120ZM155 118L159 122L154 123ZM208 119H210L211 121H209ZM61 120H63V121H61ZM102 120H103V118H102ZM62 122H63V124H61ZM1 123L3 124V126H1L2 125ZM91 123L92 122L90 121V124ZM105 123L102 122V125ZM158 123H160V124H158ZM66 124L68 125L67 121H66ZM90 124H88L89 127H90ZM155 124H158L162 128H164L165 133L160 134L159 131H161V129H159V127H157L158 125H155ZM88 126H87V129H89ZM2 127H3V129H2ZM98 127H99V125H97V128ZM74 129L76 130V128H74ZM84 129L85 128H83V130ZM78 130H76V131H78ZM136 132H135V134H136ZM105 133H108L109 137L105 135L106 138L108 137V139H104ZM115 134L117 136H115ZM255 136H257V134ZM255 136H253V137L255 138ZM221 139H224L225 142L222 143L223 141ZM260 139H259V137H257L255 139H253V141L252 140H251V142L249 141L250 143H248V142H247V144L243 143V145L244 144L245 145L244 146L241 145L240 146L241 148L236 147V150H237V148H238V151H240V149H241L240 155L242 154V152H244L247 159H249V158L255 159L263 167V165H264V138L261 140ZM235 141L236 140L231 141V142H235ZM237 142H238V140H237ZM228 143H230V142H228ZM240 143H242V142H240ZM64 144L65 143L63 142L62 145H64ZM225 144H227V142ZM67 146H69V145H67ZM226 146H229V144L225 145V147ZM63 147H65V146H63ZM74 149L76 150V146L74 147ZM226 149H228V148H226ZM106 150H108V149H106ZM109 151H110V149H109ZM74 152H76V151H74ZM84 152L82 151L80 153L81 157L84 156V154H85ZM18 153L20 154V156L18 158H16L15 154H18ZM87 153L85 155H88ZM102 153L104 154V156ZM179 153H181V152H179ZM92 154H91V156H92ZM177 154H174V156L175 155L177 156ZM230 154H232V153H230ZM71 158H73V159H71ZM137 158H136L137 162H136V164H134L138 168V170H137V168H136V170L139 173H140L139 170H143V168H144V170L147 169L146 171H149L148 167L145 168V164L143 163V160L141 158L140 159L139 158L137 159ZM242 160H243V158L241 159V161ZM51 161H52V159H51ZM86 161H89V160H86ZM106 161L107 160H105V164L106 163L108 164V162H106ZM61 162L58 164L60 165ZM89 162H91V161H89ZM242 163L243 162L238 161V164L236 163L235 166H234V164L231 163L235 168L232 166L234 168L233 169L234 171L231 170V172H234V173H229V174H232L231 178H230L232 183H230L231 186L230 185L227 186L228 192H226V191L223 192L224 191L223 190L221 192V194H219V195L217 194V196L215 195L216 197H214V196L210 197V196H207L208 191H205L206 194L205 193L204 194L210 198H207V199L205 198L206 199V204H205L206 208L205 209L203 208L205 210V213L204 214L202 213L203 219H204V220L202 219L203 222L213 221L218 214V212H216L217 207H218V209L222 208L221 205L217 204V199H216L217 197L221 198V200L225 204L228 205L232 201L230 198H229V200H227L228 199L227 196H229L228 195L229 193L231 195H233L231 197L235 198L237 196L236 198L238 199V197H241V196L245 197L247 194L249 195V194H251V192L253 193L256 190L254 185H251L250 183L246 182V185L248 184L246 189H245L246 191L244 190V192H242V191L237 192L236 189L238 188L237 187L238 185H244L245 186V183H244L245 179L243 178V176H244L243 174L245 172H244V167H243ZM99 164H101V165H99ZM106 165L105 166L102 165V167H101L102 169L98 167L99 171H100V169H101V171L103 170V172L107 171V167L109 165L108 166H106ZM63 166H65V165H63ZM1 167H4V172H2ZM104 167H106V169H104ZM11 169H14V170L11 171ZM53 170H54V172H53ZM108 171H109V169H108ZM79 173L85 177L87 175V173L83 172L82 170H79ZM99 173H102V172H99ZM93 174H95V171L92 172L90 175L93 176ZM96 174H95V176H96ZM144 174H145V172L140 173V175H144ZM56 175H57V178H56ZM76 179H78V177H76ZM79 181L82 182L80 179H79ZM53 185H54V187H52ZM50 188H52V189H50ZM23 189H25V191H26V188H23ZM26 192L28 193L29 191H26ZM201 193H202V191H201ZM226 193H228V194H226ZM53 195H55V194H53ZM55 197H57L56 199H59V200H57L58 202L63 200L62 199L63 196H61L60 194L55 196ZM72 197L74 198L75 195H73ZM26 199L28 200L30 205H33V203L35 202V198L30 193H28V195H26ZM181 203L178 204V206L176 204L177 209H184V208H181ZM75 205H77V204H75ZM219 206H221V207H219ZM173 211H174V209L172 210V212ZM172 212L168 211V213H166V215L163 216V218H165L164 219L165 222H163V218H160V220L162 219V222L164 223V226H165L163 228V231H161V232H163L161 234L163 236L165 235V238L169 241V243L172 244V245L171 244L168 245L170 248L173 249V247H174V248H176V250H177V248H178V250H183L187 247L186 249H188L189 246H184L185 248L183 247V249H179V247L181 246V243L183 241V240H181V241L179 240L180 242H178V238L182 235V234H179V231L182 228L181 224H179V220H181L182 210L181 211L177 210L175 212L176 213L175 217L172 214ZM201 212H203V211H201ZM156 218H159V217H156ZM157 220H159V219H157ZM174 221H176L175 223H177V222L178 223L176 225H174L173 224ZM64 224L67 225V226L65 225V227H64L66 230L63 229ZM96 227L98 229V226H96ZM50 230H52V231H50ZM98 230L97 231L99 232V235L101 237L102 236L104 237L105 234L103 233V231H100V229H98ZM54 233H56L55 234L56 237L54 235H52ZM228 233H229V231H228ZM255 233L257 234V241L258 240L261 241V243H260L261 245L260 244L258 245L259 241L257 242V248L260 249V248L264 247V224L261 225L260 229H257ZM227 236H228V234L226 232V237ZM224 237H225V235H224ZM190 240H192V239H190ZM40 241H41V243H40ZM114 241L115 240H112L113 244L115 243ZM170 241H173V242L176 241V242L173 243ZM147 242H149V241H147ZM190 242L191 241L188 240V242L183 243L182 246L184 244L188 245V243H189L190 246L193 245L195 247V245H196V247H200V245L197 244L196 242H194L195 244L192 242L190 243ZM2 243H1V245H2ZM197 245H199V246H197ZM9 246L12 247L11 250H10ZM88 246H90V248ZM182 246H181V248H182ZM210 246L213 247L214 249L216 247L215 245H214L215 246L214 247L213 244ZM92 247H95V248H92ZM170 248L167 249V247H166V249L164 248V251H162V252L163 253L168 252V251H170ZM220 249L221 250H219V252H218V250L217 251L213 250L216 252V254H217V252L219 253V255H217L218 258H216L214 264H218L219 261L220 262L223 261L222 264L226 263L227 259H226V257L224 258V254H225L224 249H226V248H220ZM5 250H10V251L6 252ZM173 250H175V249H173ZM262 250H263V248H262ZM184 251H187V250H184ZM5 252H6V254H5ZM178 252L180 253V251H178ZM13 253H15L13 256H16L19 254L18 251H17V254H16V252H13ZM13 253H10V254H13ZM159 255H161V254H159ZM159 255H158V258H156L157 263H159V264H173V263H169L170 262L169 259L166 261L164 260L165 255H161V256H164V258H162ZM1 256H3V255H1ZM1 256H0V262L3 263V261H1L3 259ZM13 256H11V257H13ZM58 257H57V259H59ZM207 257L205 258V259H208L207 263H212L211 260L209 262V257L208 258ZM76 258L77 257L73 258V261L75 259L74 262H76L77 259H79V258H77V259ZM199 259H201V258H199ZM29 262H30V264L32 263L31 261H29ZM188 262H189V260L186 259V260H183L182 262H180V264H189ZM34 263H32V264H34ZM137 263L140 264L139 261ZM198 263L199 264H204V263L207 264L206 262H203V260L202 261L200 260V262H198ZM90 264H97V262L94 260V261H91ZM177 264H179V263H177Z\"/></svg>", "mask_w": 264, "mask_h": 264}]
</instances>
